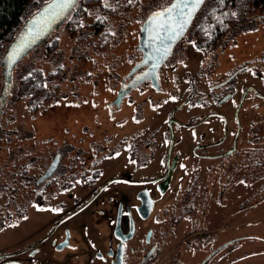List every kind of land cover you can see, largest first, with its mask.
Segmentation results:
<instances>
[{
	"label": "rangeland",
	"instance_id": "374dc122",
	"mask_svg": "<svg viewBox=\"0 0 264 264\" xmlns=\"http://www.w3.org/2000/svg\"><path fill=\"white\" fill-rule=\"evenodd\" d=\"M170 2L142 0L137 7L106 16L98 32L93 23L104 14L94 8L75 36L64 24L16 62L0 118V252L38 241L50 248L66 230L76 250L86 252L99 231L110 229L95 213L111 210L100 201L133 190L118 178L144 182L159 176L174 140L171 154L181 151V163L148 220L155 226L154 213L157 218L167 215V220L161 217L167 234L166 264H203L211 247L233 238H239L237 243L215 250L207 264H264V159L258 160L257 169L251 165L253 157L264 152V15L250 11L247 0H237L238 21L223 44L207 53L192 43L197 24L217 2L204 0L160 69L158 88L141 83L119 98L137 74L132 70L142 58L138 46L146 18ZM37 70L44 74L42 97H51L31 113L21 82ZM250 85L261 94L244 90ZM3 86L0 66V94ZM231 90L232 97L223 100ZM244 91L248 94L239 117L237 149L225 159H197L191 146L201 135L221 137V114L230 118L228 140L209 151L234 143L235 107ZM203 115L209 116L205 122L186 125ZM55 159L53 174L72 185L61 193L44 187L49 177L42 187L36 185ZM23 164L29 167L20 184L16 173ZM86 170L88 176L99 172L97 184L106 188L81 209L91 196L79 179ZM5 187L13 189L2 191Z\"/></svg>",
	"mask_w": 264,
	"mask_h": 264
},
{
	"label": "flooded vegetation",
	"instance_id": "af4514ba",
	"mask_svg": "<svg viewBox=\"0 0 264 264\" xmlns=\"http://www.w3.org/2000/svg\"><path fill=\"white\" fill-rule=\"evenodd\" d=\"M173 1L174 0H171V2L163 9L168 8V6ZM155 29L157 31L159 30V28L153 26L151 28V31H154ZM181 40H179L177 44ZM138 47L142 53V58L139 61L141 62L145 54L144 50L140 48V46ZM147 67L148 65L144 64L138 67L136 70H133L132 72H137V74L133 76V79L137 75L142 73ZM145 82L152 83L151 80L144 81L143 83ZM135 87H133L131 90H133ZM131 90H129V92ZM244 90H253L255 91V93L261 94L258 88L251 85ZM247 94L248 93L246 91L241 94L240 101L235 107L236 111L234 114V119L237 123V130L235 133L234 143H232V145H230L227 149L224 150L220 148L217 151H209V149L221 147L228 140L229 130L227 129V122L230 118L226 115L221 114L218 116V118H220L225 124V130L223 131L221 137L218 139H215V137H213L212 139L210 137L206 138L202 135L201 137H197V139L191 146V154H193L199 160H207L212 162L213 160L222 159L225 156H229L228 154L233 153L234 150L237 149L236 139L238 138L240 130H242V123H240L241 121L239 122V117L241 110L244 107L243 104L245 103ZM232 95L233 91H228L225 96H229L228 98H230L232 97ZM208 118L209 116L205 117L203 115L202 119L198 120L196 123H189L186 125L197 126L200 123L205 122ZM173 141L172 143H170V150L167 154L164 171L159 176L151 177L149 178V180H145L144 182L135 181V177L131 176L118 178L121 182H124L129 186H133V190L129 192V194L123 193L118 194L117 196L111 195L108 198L104 197L105 199H102L100 201L102 202V205L105 203L108 204L109 209L111 210L104 211L103 209H98L97 211H95V213L99 214L102 220H104L107 224H110V229L107 232L99 231V236L97 240L86 245V252L79 253L76 250L73 235L71 232H69V230H66L63 235H60L59 237H57V239L55 238L53 240V247H41L40 244L42 242L38 241L24 248H17L7 252H0V264H166L167 234L165 230L166 228L164 227L163 219L161 217L164 215L167 220V215L163 213L157 218V214L154 213L156 217L155 226L148 225V220L151 218L154 210H156L159 200H162L163 197L169 191L171 181L164 192L161 191L160 185L164 182L165 178L167 177V173L169 169L172 168L173 162L176 160L175 166L173 168V174L178 169L179 164L181 163V151L176 150L174 152V155H172V152L174 151ZM55 170L53 171V173L55 172ZM53 173L49 176V181H52H50L51 185L48 188H51L52 190H56V192L61 193L72 187L70 183L60 182V175H54ZM98 174L99 172H95L94 175L88 176L86 170L85 174L81 173L79 175V179L81 181V184L84 186V189L87 192H91V196L89 197L88 201L81 207V209L88 207L93 202L94 198H97L99 197V194L104 193L106 187H102L101 184H97L98 177L96 176ZM135 187L136 189H134ZM145 189L149 191L154 201L152 211L147 218H144L142 216L141 211L139 209L140 205L142 204V201L139 197V193ZM153 189L155 191L157 190L158 192H160L161 197H157ZM39 197L40 200H42V192L39 194ZM78 201H80V199H78ZM165 201H167V199ZM63 211H67L65 204L63 205ZM117 228L119 229L118 231ZM132 228V235L130 237H127L131 233ZM56 229H53L54 232L56 231ZM50 235H52V233L48 236ZM229 242L230 240L216 247H211V251L208 254L209 256L205 258L206 260L203 264L208 263L211 255H213L215 250L220 249L222 246L230 245ZM157 260H159L158 263H156Z\"/></svg>",
	"mask_w": 264,
	"mask_h": 264
},
{
	"label": "trees",
	"instance_id": "16d2710c",
	"mask_svg": "<svg viewBox=\"0 0 264 264\" xmlns=\"http://www.w3.org/2000/svg\"><path fill=\"white\" fill-rule=\"evenodd\" d=\"M49 1L51 0H0V59L23 24ZM141 1L142 0H77L67 18L60 26L67 24L68 34L70 36H75L78 31L83 29V20L88 16L89 12L94 8H99V11H101L104 16L93 23V25H95V32H98L100 27L105 25L107 21L106 16L125 12L131 8L137 7L140 5ZM236 1L237 0H217L212 9L200 20L194 31V41L199 48L209 53L212 49H215V47L223 44L227 35L238 21V17L234 11ZM247 2L250 11L258 15H264V0H247ZM107 5L111 6L109 7ZM34 6L36 9L31 11ZM56 29L57 28H55L54 31ZM21 87L26 89L24 92L25 96L28 97L31 113L37 112L39 108L44 106L45 100H49L51 97V95L46 96V99L42 97L46 95V86L44 74L41 71H34L22 78ZM261 158L262 160L264 159V152L261 151L259 156L255 155L253 157L251 165L255 169H257V165L259 166L258 160ZM28 167V165L23 164L22 167L17 168L19 170L16 176L20 175V184L23 182V177L27 176ZM16 176H14V178H16ZM37 177H39V175ZM13 181L16 182L17 178ZM35 181L36 179L33 184ZM46 181L48 183L45 184L44 187L48 188L52 180ZM37 182L36 185L41 187L43 183H45V181L38 184ZM38 186H36V188L41 191ZM12 189V187H5L1 190L6 192ZM40 193H37L36 196L38 202L41 201L39 197ZM238 239L239 238H233L230 240V246L235 245Z\"/></svg>",
	"mask_w": 264,
	"mask_h": 264
},
{
	"label": "water",
	"instance_id": "95a60500",
	"mask_svg": "<svg viewBox=\"0 0 264 264\" xmlns=\"http://www.w3.org/2000/svg\"><path fill=\"white\" fill-rule=\"evenodd\" d=\"M77 0H73L70 7L64 9L58 15L53 16L52 14L56 11V6L62 2V0H51L49 3L42 6V8L34 13L19 29L15 38L9 43L7 49L5 50L3 56L0 59V66L3 68L4 74V86L2 92L0 94V118L9 97L10 86H11V74L12 70L16 64V62L22 58L27 52H29L32 48L41 44L48 36L52 33L55 28L60 27V25L65 21L68 14L70 13L72 7L74 6ZM180 0H174L169 6H171L174 2H179ZM204 0H201V3ZM183 2H187V0H183ZM200 3V5H201ZM199 5V6H200ZM168 6V7H169ZM199 6L193 12L192 16L189 18V22L184 25L179 35H176L175 39H172V33L170 31L161 32L160 29L157 31H151L153 26L157 24L162 25L164 23L165 17H156L152 19V15L148 16L144 22L140 43L139 46L144 50L145 56L142 61L139 62L133 70H136L138 67L147 64L148 67L139 75H137L130 85L124 90H121L119 93V98L123 97L125 93L129 92L133 87L140 85L144 81L151 80L154 86H159V72L167 58L171 55L173 47L177 44L182 37H184L187 29L189 28L191 21L193 20ZM172 16H175V11L171 13ZM18 45H23V48L20 50L18 55L13 56L11 59L9 58V53L13 51L14 47ZM132 70V71H133ZM229 96H225L223 100L227 99ZM172 123V121H171ZM176 161V160H175ZM175 161L173 162L172 168L169 169L167 173V177L164 182L160 185L161 191L164 192L165 189L170 184L173 168L175 166ZM57 165V160L49 166L47 171L39 178L38 182L46 180L53 171L55 170ZM139 197L142 201L139 209L144 218H147L154 206L153 198L151 197L149 191L147 189L141 191L139 193ZM119 229L117 228V231ZM133 228L131 233L127 236L130 237L132 235Z\"/></svg>",
	"mask_w": 264,
	"mask_h": 264
},
{
	"label": "snow or ice",
	"instance_id": "6c2138e0",
	"mask_svg": "<svg viewBox=\"0 0 264 264\" xmlns=\"http://www.w3.org/2000/svg\"><path fill=\"white\" fill-rule=\"evenodd\" d=\"M73 0H62L56 6V11L52 14L53 16L60 14L64 11V9L71 6ZM201 0H187V2H174L171 6L165 9H159L152 13V19L156 17H165L164 23L162 25L157 24L156 27L160 29L161 32L170 31L172 35V39H175L176 35H179L184 25L189 22V18L192 16L193 12L200 5ZM111 6V5H107ZM176 13L175 16H172L171 13ZM192 43H195L194 41ZM23 48V45H18L14 47L13 51L9 53V58L11 59L13 56L18 55L20 50ZM125 87H127L125 85ZM175 99V97H172ZM130 147V146H129ZM37 208H40L41 205L37 204ZM53 211H60L59 208L53 209Z\"/></svg>",
	"mask_w": 264,
	"mask_h": 264
}]
</instances>
